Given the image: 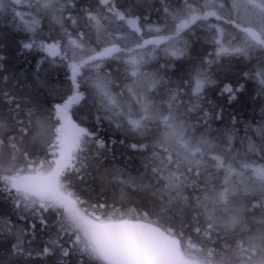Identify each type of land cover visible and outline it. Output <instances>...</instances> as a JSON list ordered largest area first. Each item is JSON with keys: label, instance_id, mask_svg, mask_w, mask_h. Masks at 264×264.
Instances as JSON below:
<instances>
[{"label": "trees", "instance_id": "obj_1", "mask_svg": "<svg viewBox=\"0 0 264 264\" xmlns=\"http://www.w3.org/2000/svg\"><path fill=\"white\" fill-rule=\"evenodd\" d=\"M255 1L0 0V264H110L56 209L6 184L54 170L67 104L75 127L58 177L85 217L149 222L197 264H264V47L240 29L264 33ZM116 33L133 54L152 49L136 73L118 43L69 71L68 37L98 51ZM173 37L176 54L164 50Z\"/></svg>", "mask_w": 264, "mask_h": 264}, {"label": "rangeland", "instance_id": "obj_2", "mask_svg": "<svg viewBox=\"0 0 264 264\" xmlns=\"http://www.w3.org/2000/svg\"><path fill=\"white\" fill-rule=\"evenodd\" d=\"M251 1L254 2L256 5H260V3H258L255 0H251ZM261 9H264V6H261ZM26 15H28V13H26ZM193 15L194 14L189 15L185 19L178 22V24L176 25L178 26V29L180 30L185 25V23L188 22L190 17H192ZM198 16L202 18H206V17L212 16V12L206 11L204 13L199 14ZM123 21L125 22V24L130 25L129 24L130 21L128 20V18H124ZM240 29L254 42H256L257 39H259L260 42L258 41V43H260L264 47V35H263L264 33L261 29L256 28L254 25L250 27H240ZM175 38L176 37H173L169 40V42H171L170 44H164L165 51L166 49H168L170 53L176 54L178 52L176 50L179 49L180 51V49H182V44H178V42L173 41ZM130 39H132L131 35L127 37L126 34L116 33L112 36L111 41L113 40L115 43H118L119 45L123 44L126 46L120 51V53L115 58L131 64L132 73H136V68L138 67L140 62L150 57L153 54V51L152 49H149V50L145 49L143 51H137L134 54L131 53V51L129 50L130 46L127 45ZM107 40H108L107 38L102 39L100 45H105L106 43H107L106 45H108L110 41L108 42ZM143 40L144 39L140 38L138 43H136L135 45L142 44ZM160 44L161 43H157L156 45L160 46ZM62 49L64 53H68L69 56L72 57V59L68 63L69 71H71V68L73 67V65L79 58L84 57L88 54H92V52L95 51L92 49V46H85L84 44L80 43L74 37H68L65 43L63 44ZM90 65L91 67L94 68L99 65V62L93 61L91 62ZM149 78L150 80H147L144 77L140 80V82H146L148 83L150 87H152L155 84L156 79L152 77H149ZM59 128H60L59 135L57 137V158L54 160L55 162L54 164L57 167L56 174L58 176L61 171V168L65 166L66 164V161L69 155L68 153L72 146V140H71L72 136H71V138L67 141V149L64 154L63 139L66 134L67 128L63 122L59 123ZM54 171L55 170H53L52 172L49 171L43 174V175L51 176L50 177L51 181L47 185V187L45 188L44 192L41 195L30 196L28 194L27 195L23 194L20 202L21 203L27 202L29 204L36 203L41 207L48 206V207H52L56 209V212H58L63 222L62 224H65L67 227H70L71 229L76 230L75 231L76 236H77L76 239H79L81 243H85L89 245L90 247L92 246L97 251V248L95 246V241H94L95 229L98 226L104 224L105 222L102 221L101 219L99 220V219L85 217L82 214V212L77 208L75 199L63 187L62 183H60L59 177L57 178V175L54 174ZM256 177H257L256 175H253V179L252 180L250 179L251 182H255ZM12 183L13 182L9 179L6 181L7 186L13 185L14 189L20 192V189L18 188L19 184H18V187H16L17 183L15 184H12ZM20 195L21 194H19L18 200L20 199ZM179 264H197V263H194L190 259L183 257V255L181 254V260Z\"/></svg>", "mask_w": 264, "mask_h": 264}, {"label": "water", "instance_id": "obj_3", "mask_svg": "<svg viewBox=\"0 0 264 264\" xmlns=\"http://www.w3.org/2000/svg\"><path fill=\"white\" fill-rule=\"evenodd\" d=\"M132 27H136L133 22ZM135 32L139 34L136 28ZM150 41L161 42L163 38ZM56 46L48 43L43 45L45 49L53 50L52 56L59 52ZM117 51L118 46L111 45L88 56L77 66H82L92 59L109 56ZM67 105L65 108H60L61 118L67 127L63 140L64 152L67 149V141L73 133V126L66 110ZM19 181L28 193L38 195L43 192L49 178L38 174H27L20 177ZM94 241L100 254L110 264H177L180 261L177 239L163 229L145 221L130 219L104 223L95 229Z\"/></svg>", "mask_w": 264, "mask_h": 264}, {"label": "flooded vegetation", "instance_id": "obj_4", "mask_svg": "<svg viewBox=\"0 0 264 264\" xmlns=\"http://www.w3.org/2000/svg\"><path fill=\"white\" fill-rule=\"evenodd\" d=\"M116 11V14L117 15H119V18L120 19H123L124 20V18H127V16H124L122 13V11L121 10H115ZM130 19V18H129ZM131 20V19H130ZM45 43H38V45H37V50L39 51V52H43L44 54H46V55H48L49 57H54V56H56V55H58L60 52H61V48H59L58 46H56V47H58L60 50H59V52L57 53V54H55V55H51V53H54L53 52V50H50V49H45L44 47H43V45H44ZM60 46V45H59ZM79 61V60H78ZM74 66L75 67H73L72 68V71L73 72H75V69H78L77 71H76V73L78 72V71H80L81 69H82V67L81 66H77L76 67V63L74 64ZM75 73V74H76ZM60 122H63L64 123V121H63V119H61V118H59V123ZM54 166V174H56V170H57V167H56V165H53ZM57 175V174H56ZM49 177H51V176H49ZM57 178H58V175H57ZM50 181H51V178H50ZM21 187V186H20Z\"/></svg>", "mask_w": 264, "mask_h": 264}]
</instances>
